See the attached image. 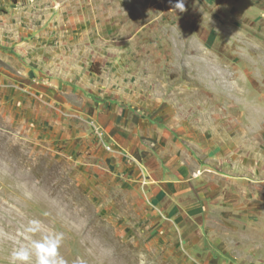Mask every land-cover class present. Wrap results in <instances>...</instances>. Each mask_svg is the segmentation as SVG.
Instances as JSON below:
<instances>
[{
	"label": "rangeland",
	"instance_id": "obj_1",
	"mask_svg": "<svg viewBox=\"0 0 264 264\" xmlns=\"http://www.w3.org/2000/svg\"><path fill=\"white\" fill-rule=\"evenodd\" d=\"M183 2L0 0V264L46 238L64 264H264V0ZM100 102L166 130L191 194L71 148L111 149Z\"/></svg>",
	"mask_w": 264,
	"mask_h": 264
},
{
	"label": "crops",
	"instance_id": "obj_2",
	"mask_svg": "<svg viewBox=\"0 0 264 264\" xmlns=\"http://www.w3.org/2000/svg\"><path fill=\"white\" fill-rule=\"evenodd\" d=\"M96 105L87 114L101 126L105 145H110L111 149L104 150L94 134L88 132L71 134L73 138L69 142L72 149L78 145L84 146L91 154L97 153L96 158L101 155L100 160L106 167L118 170L127 180L141 181L143 193L158 201L157 206L161 205L159 202L164 197L170 196L177 203L182 194H191V186L185 183L190 178L185 176L189 171L181 159L183 148L180 146L173 151L170 145L171 151L167 150L166 130L130 112L122 116L121 109L107 107L101 102ZM170 183L172 191L168 192L166 186ZM177 211L178 205L165 210L168 216H173Z\"/></svg>",
	"mask_w": 264,
	"mask_h": 264
},
{
	"label": "clouds",
	"instance_id": "obj_3",
	"mask_svg": "<svg viewBox=\"0 0 264 264\" xmlns=\"http://www.w3.org/2000/svg\"><path fill=\"white\" fill-rule=\"evenodd\" d=\"M174 9L180 12L185 11L183 0H176ZM33 224L36 222L33 221ZM33 229H29L32 231ZM59 244L58 238H46L43 242H34L33 248L36 252V264H64L62 259L57 258V246ZM16 260L27 261L29 259V251L27 249H20L13 253Z\"/></svg>",
	"mask_w": 264,
	"mask_h": 264
},
{
	"label": "built area",
	"instance_id": "obj_4",
	"mask_svg": "<svg viewBox=\"0 0 264 264\" xmlns=\"http://www.w3.org/2000/svg\"><path fill=\"white\" fill-rule=\"evenodd\" d=\"M93 126H94V131L96 133V136L101 139V137H102L101 133L102 132L100 131V129L96 125H93Z\"/></svg>",
	"mask_w": 264,
	"mask_h": 264
}]
</instances>
